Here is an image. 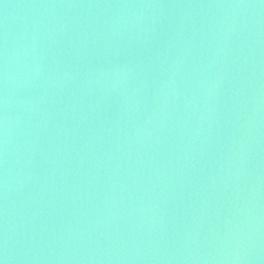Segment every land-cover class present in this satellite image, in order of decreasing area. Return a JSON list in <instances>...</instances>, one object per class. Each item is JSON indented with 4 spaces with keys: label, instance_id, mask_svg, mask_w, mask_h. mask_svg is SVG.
<instances>
[{
    "label": "water",
    "instance_id": "obj_1",
    "mask_svg": "<svg viewBox=\"0 0 264 264\" xmlns=\"http://www.w3.org/2000/svg\"><path fill=\"white\" fill-rule=\"evenodd\" d=\"M0 264H264V0H0Z\"/></svg>",
    "mask_w": 264,
    "mask_h": 264
}]
</instances>
